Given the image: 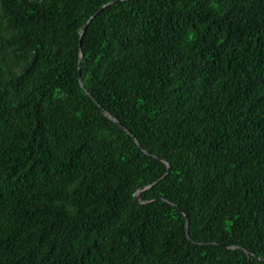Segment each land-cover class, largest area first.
<instances>
[{
	"label": "trees",
	"instance_id": "16d2710c",
	"mask_svg": "<svg viewBox=\"0 0 264 264\" xmlns=\"http://www.w3.org/2000/svg\"><path fill=\"white\" fill-rule=\"evenodd\" d=\"M116 1L0 0V264H264V0Z\"/></svg>",
	"mask_w": 264,
	"mask_h": 264
},
{
	"label": "water",
	"instance_id": "95a60500",
	"mask_svg": "<svg viewBox=\"0 0 264 264\" xmlns=\"http://www.w3.org/2000/svg\"><path fill=\"white\" fill-rule=\"evenodd\" d=\"M119 1H122V0H117L116 2H119ZM110 4H112V2H109V3H107V4H105V5H103V6H101L92 16H90L88 19H87V21H86V23L84 24V26H83V29L81 30V32H80V37L82 36V33L84 32V30L86 29V27H87V25L90 23V21L94 18V16L98 13V12H100L102 9H104L106 6H108V5H110ZM78 74H79V72H78ZM108 117L114 122V123H116V124H118L117 123V121L114 119V118H112L110 115H108ZM124 130H126L125 128H123ZM127 133L130 135L131 133L129 132V131H127ZM135 143H136V145L140 148V146H139V144H138V142L135 140ZM162 162L166 165V167H167V171H166V173L168 172V170H169V165H168V163L165 161V160H162ZM166 173H165V175H166ZM149 187V186H148ZM148 187H144V188H142V189H140V191L141 190H145V189H147ZM186 218V217H185ZM185 235H186V237L187 238H189V235H188V221H187V219H186V221H185Z\"/></svg>",
	"mask_w": 264,
	"mask_h": 264
},
{
	"label": "rangeland",
	"instance_id": "374dc122",
	"mask_svg": "<svg viewBox=\"0 0 264 264\" xmlns=\"http://www.w3.org/2000/svg\"><path fill=\"white\" fill-rule=\"evenodd\" d=\"M56 105H57V106H61V102H60V100H58V101L56 102Z\"/></svg>",
	"mask_w": 264,
	"mask_h": 264
}]
</instances>
